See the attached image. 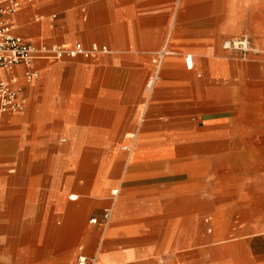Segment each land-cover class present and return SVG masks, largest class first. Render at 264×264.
Masks as SVG:
<instances>
[{"label":"crops","instance_id":"crops-1","mask_svg":"<svg viewBox=\"0 0 264 264\" xmlns=\"http://www.w3.org/2000/svg\"><path fill=\"white\" fill-rule=\"evenodd\" d=\"M260 2L264 0H20L16 12L9 15L14 34L32 44L56 43L70 46L81 42L88 47L90 42L96 41L106 44L109 52L92 53L88 56L65 55L59 59L36 58L30 66L14 64L2 71L5 81L18 91L23 100L22 108L14 111L21 112L13 117L9 128L5 125L7 129L3 127L2 130L9 133L12 145H16L10 151L13 161L17 160V163L14 162L19 169L10 176L13 185L21 177V164L18 162L24 163L19 156L25 154L20 150L23 147L28 153L24 169L29 171L27 178L30 190L39 191L32 192L33 194L43 192L44 195H53V203L59 208L57 211L61 210L58 213V217H61L60 225H53L46 217H43L41 225L26 223L24 221L27 219L22 221L21 218L27 217L31 210L16 207L20 201L26 203L25 200L13 192L5 193L9 205L6 209L7 220L20 221L7 226L8 229H14L11 231L13 234L16 233L12 243L17 250V264H32L33 254L37 251L36 242L45 247L51 243L60 245L59 249L54 247V250L58 249L55 255L64 257V263L67 264L81 242L82 224L89 213L86 201L80 196L106 197L110 194L114 203L109 209V218L104 219L102 209L98 207L94 213L96 221L90 222L89 219L88 230L91 235L84 241L87 245L84 247L87 255L84 256L88 262L176 263L175 259L179 258L180 250L173 245L179 246L180 243L187 242L186 236L191 229L194 230L197 209L207 214L211 209V202L205 199L203 208L197 207L194 195L198 186L189 176L192 173L187 172V178L180 180L177 178L180 170L172 166L167 169H164L165 166H148L173 162L155 157L183 156L188 160L194 159L196 152L185 148L188 145L176 144L187 140L184 131H164L163 128L152 126L143 128L146 122L144 117L150 111L163 110L167 113L166 123L177 118L179 111H185L184 116H195L196 93H199L200 87L201 92L202 88L206 90L203 87L206 82H203L205 79L197 80L193 76H187L175 63H171V69L181 78L162 74L160 71L161 77L159 75L154 86L146 93L144 84L150 78V69L143 62V53L150 52L148 48L155 46L154 43L143 45L119 42L128 35L132 37L134 33L130 34L129 26L116 30L110 22L115 25L117 21H143L142 34L155 36V41L161 34L155 28L151 29L155 22L170 18L174 20L181 14L174 5ZM191 8L193 10L190 11H187L189 7L184 8L187 14L183 15L193 16L190 14L195 13L196 8ZM54 10L59 12V23L53 22L56 16L52 13ZM68 21L76 22L73 32L68 29ZM145 29L147 30L144 31ZM135 31L138 29L135 28ZM74 37L79 40L70 42ZM173 37V40L178 41L177 34L174 33ZM255 45L257 52L250 53V57L244 60L230 57L228 53H219L217 57L209 55L204 60V63H209L207 75L210 76V81L207 84L216 83V80L219 82L217 90L221 95L218 116H230V123H215L220 126V131L264 133V45ZM163 48L166 52L162 58L180 54L177 49L169 48L168 45L161 49ZM181 68L185 70L183 64ZM28 69L37 71V77L26 79L24 72ZM185 71L192 74L194 70ZM244 79L255 84L251 94L244 91ZM229 89L234 90L235 94L229 95ZM207 100L205 106L209 107ZM232 108L235 111L229 114L228 110ZM246 109L248 112L244 113ZM158 119L161 120L159 117ZM259 119L263 122H257ZM244 120L252 123L244 124ZM170 125L180 129L177 124ZM134 144L136 147L142 144L143 147L170 146L171 149L157 155L143 154V157H153L152 159L128 155L131 158H126L125 164L120 167L123 172L109 166H101L95 171V165L99 163L122 164L120 159L113 157H125L121 153L115 155V149ZM56 147L61 154L59 159L52 151ZM223 147L264 148V139L246 142L226 138ZM1 148L6 151V147ZM249 151L245 155L233 151H219L214 156L219 159L230 153L231 157L247 156L246 159L239 160V163L256 162V156ZM4 152L0 151V154L5 156ZM249 158H253V161ZM192 162L195 163L194 160ZM127 164H133L139 170L125 173L124 166ZM48 171L54 174V185L49 182ZM85 180L90 183H84ZM70 189L75 190L73 194L77 195L71 203L65 201ZM113 189L117 190L112 194L110 190ZM23 229L35 231L28 235ZM226 231L223 234L216 232V238L212 239L219 245L217 259L220 264H264V258L251 260L242 253L235 252L234 243L227 241L230 237ZM204 232V243H210L211 233L206 232L205 224ZM38 251L39 254L49 253L43 248H38ZM184 257L190 259L189 254Z\"/></svg>","mask_w":264,"mask_h":264},{"label":"rangeland","instance_id":"rangeland-1","mask_svg":"<svg viewBox=\"0 0 264 264\" xmlns=\"http://www.w3.org/2000/svg\"><path fill=\"white\" fill-rule=\"evenodd\" d=\"M191 6L196 8V12L188 16L183 15L187 14V11L193 10ZM180 10V13L174 20L173 19H162L155 22V25L151 27L156 31H159L161 34L158 35L157 40L153 41L155 36L143 35V21L132 20L127 22L115 23L110 22V24L118 30L119 28L125 29L126 26L131 29V33H134L132 37L128 35L125 37V40H120L119 42H126L131 44H152L155 46L152 48L149 47L150 52L143 53V62L148 69H150V78L155 76L157 73L161 77L162 74L177 75V73L171 69L170 64L175 63L178 68L184 71L187 76H193L197 80H203L206 83L203 84L206 90L201 92V87L199 93L197 92V104H196V115L187 116L184 114L185 111H179L177 118L171 119L170 122H165V117L167 116L166 111H150L144 117L146 122L143 128L145 127H155L163 128L164 131H175L180 130L184 131L187 142H176L178 145H188V149L195 150L196 156L194 159H186L183 156H161L155 157L157 159L165 158L168 161H173L172 163L164 164H150L149 167L155 166L161 167L165 166L164 169L170 168L171 166L175 169L180 170V174L177 175V178L186 179L187 172L192 173L190 176L198 186L196 193L194 195L197 202V207L203 208L205 199L211 202V209L207 214H204L203 211L198 210L195 213V223L194 230H190L189 234L186 236L187 242L179 246L173 245V247L179 248V258L175 259V264H220L218 258V253L220 252L216 245V242H213V238H216L214 235L216 232L222 233L226 231L227 236L230 238L227 239L228 242L234 243L235 252L242 253L244 256L251 260L257 258H264V148H251V147H223L225 140H243V141H252L257 139L263 141L264 133H250V132H226L220 131V126L215 125L217 122H228L230 123V116H218L220 112V103L219 98L221 93L217 90L219 87V82L216 80V83L211 85L207 84L209 82L210 76H208L209 63H204V60L211 57H217L219 53H228L230 57H236L239 59H247L250 57V53H247L243 56L236 51H231L222 48V41L227 38H239L247 37L252 43H258L259 45H264V2L260 3H199L193 5H184L182 3L174 5ZM178 11V10H177ZM184 11V13H183ZM52 13H55V18L53 22L59 23V12L54 10ZM52 22V23H53ZM69 30L73 32V29L76 28L75 21H68ZM135 28L138 31H135ZM120 29V30H121ZM141 29V30H139ZM145 29L144 31H146ZM133 31V32H132ZM178 35V41L173 40V34ZM72 34V33H71ZM102 35V34H101ZM129 36L131 38H129ZM70 42H75L79 40L78 37L72 38ZM118 40V39H117ZM59 42V41H58ZM61 42V41H60ZM168 45L169 48L177 49L179 55H166L164 58H159L160 54L158 51L162 46ZM185 53H191L193 56V65L191 68H187L184 64L183 55ZM145 56H148L147 58ZM166 61V62H165ZM160 62V63H158ZM184 66L186 69L194 70L192 74H188L185 70L181 68ZM160 65V66H159ZM164 65V66H163ZM163 66V69H161ZM205 66V70H204ZM159 70V72H157ZM161 71V72H160ZM206 71V72H205ZM148 78L144 84V89L146 93L148 90ZM181 78V77H180ZM218 79V78H215ZM156 82V81H155ZM155 84V83H153ZM244 91L247 94H251L252 90L255 87V84L252 81H247L244 79L242 81ZM154 85H152L153 87ZM165 91V90H164ZM234 90L229 89V95L235 94ZM179 93V92H177ZM208 99V100H207ZM207 104L209 107L205 106ZM182 104V103H181ZM235 111L234 108L229 109L228 113ZM19 112L6 113L0 118V147H6L4 152L2 148L1 152L5 153L0 154V264H17L15 261L17 257V250L14 248L13 241V232L14 229L9 228L8 225L11 223H18V220H7L6 218V209L8 208V203L6 202L7 196L5 193L13 192L20 196V199L25 200L26 203L20 201L16 207L22 209V207L29 208L31 212L27 217L23 216L21 220L30 224H42L43 217L49 218L48 220L54 225H60L61 217H58L57 205L53 203V195H44L43 192L38 194L39 191L30 190L28 170L25 168V162L28 160V153L26 148L21 147L23 153L20 159L24 161L20 163V173L21 177L15 181L14 185L12 174L16 173L19 169L16 165L17 160L13 161L12 155L10 154L14 146L12 145V138L9 133L2 131L10 127L12 119ZM247 109L244 110V113H247ZM161 118L160 119H158ZM252 123V121L244 120L243 123ZM257 122H263L261 119ZM172 124H177L178 128L176 129ZM241 123V122H240ZM5 125H7L5 127ZM174 127V128H173ZM133 134V133H132ZM16 135V134H15ZM15 138V137H14ZM133 145L129 150L124 149L123 146L117 147L115 149V155L121 153L125 158L113 157L120 159L122 164H96V172L99 167H111L113 170L115 167L116 170L123 172L120 169L123 163L125 164L126 158L130 159L128 155H137L140 159H147L153 157H143L147 154H162L171 149L170 146H154V147H143L142 145ZM52 149V148H51ZM59 148H53L55 156L59 159L61 154L58 150ZM251 150V151H249ZM122 151H125L122 153ZM219 151L223 152H239L245 155L247 151L253 152V155L256 156V162L254 163H239L238 161L246 159L247 156H214ZM49 152V151H48ZM38 153V152H37ZM127 155V156H126ZM201 155H206L205 157H200ZM97 157H100L96 155ZM257 157L260 159H257ZM102 158V157H100ZM107 158V157H106ZM108 158H110L108 156ZM98 159V158H97ZM116 159V160H117ZM110 160V159H109ZM195 161L193 164L192 161ZM250 161H253V158H249ZM178 161L179 163H177ZM208 162L207 164L203 162ZM236 161L238 163H236ZM33 166V165H30ZM56 166V165H55ZM143 166V165H142ZM146 166V165H145ZM125 167V173L129 171H138L133 164H127ZM153 167V168H155ZM23 168V169H22ZM119 168V169H118ZM30 169H33L30 167ZM33 172V170H31ZM159 171V170H158ZM49 172V171H48ZM52 172V171H51ZM49 172L48 179L49 182L53 184V176ZM188 176V177H189ZM93 177H96L93 175ZM91 180V179H90ZM90 183L89 180H85L84 183ZM54 185V184H53ZM54 187V186H53ZM33 192V193H32ZM112 193V190H110ZM187 192V191H186ZM42 193V194H41ZM75 193V190L70 189L67 195L65 196L66 202H74L69 199V195ZM193 191H191V194ZM110 194V193H109ZM183 194V193H181ZM113 196H80V198L86 201V206L88 208V214L82 224V237L81 242L77 247V251L73 254V258L68 261L67 264H77L78 257L87 255L84 251L86 243L84 241L89 239L90 233L88 226L90 225L89 219L96 217L94 215L95 209L100 207L111 208L113 202ZM104 198V199H103ZM108 198V199H107ZM106 199V200H105ZM92 206V208H91ZM51 214V216H49ZM244 214L246 215L244 217ZM52 215H55L52 217ZM38 218H41L40 220ZM50 218H53L52 220ZM204 224L206 225V232L211 233L210 243H204ZM211 224V225H210ZM210 225V226H209ZM21 230V229H20ZM17 231V229H15ZM43 231V230H41ZM39 230V232H41ZM18 236V235H17ZM226 236V235H224ZM183 241V238H180ZM194 240V243H191ZM18 245L15 244V247ZM23 246V245H22ZM21 246V247H22ZM87 246V245H86ZM91 247V245H89ZM93 246V245H92ZM54 247L59 249L60 245H53L52 243L46 245V247L39 242L35 243L36 253L33 255L32 264H65L64 257L56 256L55 253L58 249L54 250ZM38 248H43L48 250L49 253L39 254ZM61 248V247H60ZM52 250V251H51ZM54 252V253H53ZM91 254V252L89 253ZM189 254L190 259H185V255ZM40 256V257H39ZM89 256V255H88ZM42 257V258H41ZM44 257V259H43ZM41 258V259H37ZM43 261V262H42ZM89 260L86 258V264H90Z\"/></svg>","mask_w":264,"mask_h":264},{"label":"built area","instance_id":"built-area-1","mask_svg":"<svg viewBox=\"0 0 264 264\" xmlns=\"http://www.w3.org/2000/svg\"><path fill=\"white\" fill-rule=\"evenodd\" d=\"M30 1V0H27ZM20 6V0H0V117L6 112H14L22 108L23 100L16 89L12 88L3 78L2 71L14 64L30 66L34 59H59L65 55L74 56L81 54L88 56L92 53H106V44L96 41L90 42L85 47L81 42L66 46L62 44H32L21 36L12 32L9 15L16 12ZM54 16V15H52ZM222 48L236 51L245 56L247 53L257 52V46L247 37L227 38L222 41ZM189 56H185L186 66L189 67ZM26 79L37 77V71L28 69L24 72ZM77 195L71 193L69 199H75ZM104 219L109 218V208L103 209ZM96 218H90L95 222ZM77 264H86V257L79 256Z\"/></svg>","mask_w":264,"mask_h":264},{"label":"bare ground","instance_id":"bare-ground-1","mask_svg":"<svg viewBox=\"0 0 264 264\" xmlns=\"http://www.w3.org/2000/svg\"><path fill=\"white\" fill-rule=\"evenodd\" d=\"M109 52V51H108ZM166 52V50H165V48H163V49H161L158 53L160 54V56H159V58H162V56L164 55V53ZM185 56H189L190 57V60L188 61L189 63H190V66L189 67H187L186 66V62H185ZM183 62H184V64H185V66L187 67V68H191L192 67V65H193V56L191 55V54H184L183 55ZM158 63H160V62H158ZM160 66V65H159ZM157 72H159V69H158V71ZM159 78V75H158V73L155 75V76H151V78L148 80V90H149V87L151 88L152 87V85H153V83L156 81V79H158ZM133 145H123V148L124 149H130L131 147H132ZM117 190V189H116ZM116 190L115 189H113L112 190V194L113 193H115L116 192ZM23 231H25L28 235H30V234H33V232L35 231L34 229H23ZM21 232H22V230H21ZM46 233H47V231H46ZM24 236V235H23ZM21 240H24V238L23 239H21ZM17 258V257H16Z\"/></svg>","mask_w":264,"mask_h":264}]
</instances>
